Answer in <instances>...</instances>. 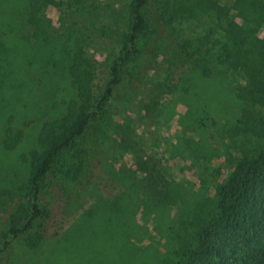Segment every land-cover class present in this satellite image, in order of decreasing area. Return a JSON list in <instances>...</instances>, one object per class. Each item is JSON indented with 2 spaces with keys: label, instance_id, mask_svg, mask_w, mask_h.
I'll use <instances>...</instances> for the list:
<instances>
[{
  "label": "rangeland",
  "instance_id": "obj_1",
  "mask_svg": "<svg viewBox=\"0 0 264 264\" xmlns=\"http://www.w3.org/2000/svg\"><path fill=\"white\" fill-rule=\"evenodd\" d=\"M80 1L87 8L83 16L76 12ZM215 1L232 7L237 0ZM198 2L170 0L163 10L148 6L139 62L124 72L107 116L91 126L100 131L87 144L78 140L55 163L66 192L57 198L43 192L62 236L34 251L16 241L7 264H168L178 215L211 200L246 148L259 150L261 142L231 130L242 113L236 97L241 74L214 64L210 76L188 73L167 92L169 61L150 62L153 43L166 45L170 57L175 52L167 40L200 43L212 20L200 18ZM174 9L183 15L178 21L170 16ZM124 13V0H0V189L28 179L29 154L43 149L42 129L78 101L69 73L74 58L81 59L80 70L94 66V83L102 84L118 53ZM242 14L237 20L246 31L256 29L262 37L264 21L247 8ZM145 64L155 73L145 72ZM7 131L19 138L16 144H6ZM137 160L162 171L168 201L157 202L149 189L153 175L136 170ZM82 161L86 171L73 182Z\"/></svg>",
  "mask_w": 264,
  "mask_h": 264
},
{
  "label": "trees",
  "instance_id": "obj_2",
  "mask_svg": "<svg viewBox=\"0 0 264 264\" xmlns=\"http://www.w3.org/2000/svg\"><path fill=\"white\" fill-rule=\"evenodd\" d=\"M124 2L125 23L119 32L118 53L109 62L102 84L94 83L97 77L94 66L92 71L80 70L81 59L74 58L69 73L78 90V101L68 106L62 118L42 129L39 140L43 149L30 152L28 179L14 189H0V225L6 227L0 229V264L8 263L10 251L18 240L34 251L48 238L56 240L62 236L63 227H53L52 212L43 197V192L48 190L56 198L57 192L64 191L53 172L55 163L59 155L78 140L87 144L86 141L100 131L99 127L97 130L92 127L107 116L109 102L124 72L131 64L139 62V48L147 30L148 6L163 10L170 0ZM198 4L200 18L207 16L212 20L209 31L200 36V43L193 46L188 40H167L173 45L172 57L166 45L153 43L150 62L169 61L163 81L167 92H172L188 73L210 76L214 64L241 74L244 84L236 97L242 103V113L231 130L235 135L261 142V146L256 152L246 148L229 176L215 189L211 200L201 203L199 200L194 208L178 215L177 232L171 239L167 262L264 264V27L263 36L259 37L256 29L252 34L237 20L247 8L264 21V0H237L232 7L215 0H199ZM85 6L80 1L76 12L83 16L87 12ZM232 9L236 15L231 14ZM170 16L178 21L183 15L180 9H174ZM159 19H162L160 13ZM153 23L152 30L156 31L157 20ZM144 68L145 72L155 73L156 70L148 64ZM7 135L10 136L6 139L9 146L12 132L7 131ZM18 139L11 140L16 144ZM136 170L153 175L149 189L155 193L157 202L169 200V184L162 171L138 160ZM83 171H86L84 161L74 174L73 182Z\"/></svg>",
  "mask_w": 264,
  "mask_h": 264
}]
</instances>
